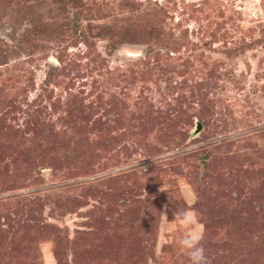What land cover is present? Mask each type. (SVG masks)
<instances>
[{
    "label": "rangeland",
    "instance_id": "374dc122",
    "mask_svg": "<svg viewBox=\"0 0 264 264\" xmlns=\"http://www.w3.org/2000/svg\"><path fill=\"white\" fill-rule=\"evenodd\" d=\"M179 208L264 264V0H0V264H192Z\"/></svg>",
    "mask_w": 264,
    "mask_h": 264
},
{
    "label": "clouds",
    "instance_id": "9594fccd",
    "mask_svg": "<svg viewBox=\"0 0 264 264\" xmlns=\"http://www.w3.org/2000/svg\"><path fill=\"white\" fill-rule=\"evenodd\" d=\"M166 209L167 206H165V211L160 212V215L164 220H168ZM173 221L178 222L179 225L184 229V235L180 240V245L188 252L192 264H211V260L206 255L205 249L201 244V241L203 239V226H200L201 230L194 229V223L197 222L195 210L179 208L174 213Z\"/></svg>",
    "mask_w": 264,
    "mask_h": 264
},
{
    "label": "water",
    "instance_id": "95a60500",
    "mask_svg": "<svg viewBox=\"0 0 264 264\" xmlns=\"http://www.w3.org/2000/svg\"><path fill=\"white\" fill-rule=\"evenodd\" d=\"M199 129H201V127H200V125H199V127H198ZM198 131V130H197Z\"/></svg>",
    "mask_w": 264,
    "mask_h": 264
}]
</instances>
